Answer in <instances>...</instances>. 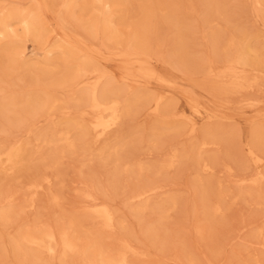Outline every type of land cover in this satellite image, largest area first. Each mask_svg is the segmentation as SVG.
Wrapping results in <instances>:
<instances>
[{"label":"rangeland","instance_id":"rangeland-1","mask_svg":"<svg viewBox=\"0 0 264 264\" xmlns=\"http://www.w3.org/2000/svg\"><path fill=\"white\" fill-rule=\"evenodd\" d=\"M67 1L0 0V18L33 11L45 28L34 38L11 20L15 35L0 38V99L41 93L57 100L27 127L4 131L0 121V145H25L16 164L0 167V217H8L0 218V264H86L97 250L126 264H264V142L255 140L264 135V2L102 0L100 8L98 0H75L69 11ZM109 17L112 41L88 29ZM135 34L145 37L146 54L133 45ZM179 41L185 61L175 56ZM240 48L247 64L237 67L236 88L202 72L205 64L223 72ZM10 55L16 69L7 67ZM84 63L89 72L81 76ZM66 76L74 83H63ZM87 82L119 90L122 100L142 96L94 144L75 141L72 100ZM67 126L74 150L52 160L55 146L35 135ZM167 200L173 206L164 212ZM217 202L219 212H208ZM94 204L113 214V226L95 217ZM42 231L57 235L54 254L48 241L17 249L20 234ZM61 232L77 252L63 257Z\"/></svg>","mask_w":264,"mask_h":264},{"label":"bare ground","instance_id":"bare-ground-1","mask_svg":"<svg viewBox=\"0 0 264 264\" xmlns=\"http://www.w3.org/2000/svg\"><path fill=\"white\" fill-rule=\"evenodd\" d=\"M262 1L264 2V0H262ZM67 2H69L67 4V10L71 11L73 8H75V6H76L75 0H69ZM113 2H115V0H109L108 4H110V3L113 4ZM97 3H98L100 8H101V6H103L102 0H98ZM111 7H112V5H111ZM98 11H99V9H98ZM11 20H14L17 23L22 25V32L25 35H30L34 38L37 37L38 35L40 36V34L42 35V32L45 31L44 23L38 19V17L33 13V11L24 12L23 10L18 11V9H16V10L12 9V11L10 10L9 13L7 12V15L0 18V38L8 39V38H11L12 36L15 35V33L12 32V29H10V27L12 25V24H10ZM111 23L112 22H111L110 17L103 19V21H101V22L93 21L91 24H89L90 26L88 29L91 31V33L96 32V30H100L102 32V35L105 37V39L107 41H112L114 39V33L115 32L113 33L112 30H110ZM140 35L141 34H137L136 36L133 37V39H132L133 45L139 46L138 49L143 54H146V52L148 50L146 39H145V37L140 36ZM62 41L65 44L64 46L68 47V49H73L75 47L73 45V42H71L67 39H64ZM234 42H235V40H230L227 43L226 48L228 49L231 46H233L235 44ZM80 43H81V41H80ZM63 48H64L63 46L58 47V49H63ZM76 51H77V49H76ZM91 51H93V50H91ZM67 53H68V55H70L71 52H67ZM93 53H94V51H93ZM82 54H84V53H82ZM87 54H89V53H87ZM17 55H19V54H17ZM71 55H73V54H71ZM90 56H92V55H90ZM175 56H177L180 59V61L186 60L185 58L187 55H186L185 46L181 41H179L177 44V49L175 50ZM4 57H5V55H4ZM245 58H246V56L244 54V51L242 48H240L235 53L234 57L228 56L225 58V61H224L225 65L223 66L224 67L223 72L219 73V71L215 70L212 66H210L208 64L207 65L205 64V66H203L202 72L207 76H211V77L217 76L218 79L219 78L226 79V80L230 81L231 85H233V88L234 87L236 88L238 86L239 80L241 79V76H240L241 74H239L240 71L239 72L237 71V67H238V65L244 66L247 64ZM6 59H7V67L9 69L12 70L13 68L14 69L17 68V66L13 67L14 64L17 65L15 63V62H17L15 58H13L12 56L11 57L7 56ZM47 67L45 68L46 71H48ZM81 67H83L81 69V76H84L89 72V70L87 68V63H84ZM20 68H21V66H20ZM125 68H127V67H125ZM128 70H131V69H128ZM141 70L143 72H145L144 68H142ZM146 72H147V70H146ZM58 82H59V80H58ZM244 82H245V80H244ZM63 83L73 84L74 79L66 76L65 79L63 80ZM78 84L79 83H77L76 85H78ZM111 84H113V83H111ZM40 94L39 95H28V96H24L22 98L13 96V97H8V98L3 97L5 99H2V100L0 99V121L4 127V131H8L10 128L27 127L32 123L34 118H36L42 114L50 115L55 110V105L57 103L56 98H54L53 96H50L49 94H47L46 96H42V94L40 96ZM141 98H142V96H140V95L136 96V94H135V97L133 98L132 101L127 100V99H129V97L125 100H122L121 92L119 90H114L110 86H102L101 87V86H99V84L97 82H94V83H88L87 82L86 87L83 89V91L79 90L76 94V97L72 100V104L75 106V108H77V111H78V118L76 121H74V128L76 130L75 141L79 142V143H81V142L83 143L85 140L88 139V141H91V143L94 144L103 138H107V136L109 134L110 135L112 134L111 132L116 131L118 126L123 123L125 118L130 116V114L132 112L131 111L132 110V108H131L132 102L134 103L135 101H137ZM145 99H146V97H145ZM148 103H150V102H148ZM160 109H162V108H160ZM166 110L167 109H165V111ZM159 113H160V111H159ZM85 117L88 118L87 119L88 122L82 123V121ZM68 126H67L66 131L64 133H61L60 130H58L56 127H53L51 129H49L46 133H37L35 135V137H36L35 140L46 141L48 144L55 146V148H56L55 151L52 153V155L50 154L52 160L58 159L57 155L62 153V152H65V151L71 152L74 150L75 145L70 140V137H69L70 127H68ZM211 137L213 138L214 136L212 135ZM215 137H216V135H215ZM255 140L258 143H263L264 142V135H262V134L259 135V133H256L255 134ZM85 143H87V142H85ZM127 146H128V144H127ZM24 147H25V145H9V144L0 145V167L6 166V165L16 164L17 161L19 160L20 156L22 155L23 151H24ZM199 147H201V143H200ZM254 151L256 152V150H254ZM117 157H119V156H116V158ZM118 159H116L117 162H118ZM104 160L105 159H103V161ZM171 162H170V165L172 164ZM204 168L207 171V169H206L207 165H201L199 162L196 163L197 171H200V170L204 171ZM137 171L140 173L142 171V168L137 166ZM116 174H117V171L113 174V177H114L113 179H115ZM260 176L262 177L263 175H259V178H261ZM44 180H46V179H44ZM37 186H39V184L34 185L35 188ZM143 194H145V193H139L136 197L137 198L141 197V196H143ZM201 196H202L203 202L208 201V199L205 197L206 196L205 190L201 191ZM220 199H221V195L219 194L217 200H220ZM171 206H173V201L167 200L165 202L164 212L167 210V207H171ZM93 208L95 210L94 211L95 217L97 219H99L105 227H110V226L114 225L113 214L107 208H105V207L99 208L97 204H94ZM209 208H210V206H209ZM208 212H210L211 214H215V213L219 212L218 202L216 204H214V206H212L208 210ZM1 216L2 217H0V218L3 219V221H4V219L8 218L5 215L4 216L1 215ZM71 226H76V222H75V224H74V222H72ZM58 236H59V240L61 241V248L63 250V257H65L66 254L69 252L70 253L77 252V247H76L75 241L71 240L65 232H61ZM57 239H58L57 235L53 234L51 232H43L42 231V232H37V233H32V232L31 233H22L19 235L15 244H16L17 249H20L22 245H27L30 247H36V248L41 249V248H43V244L46 241H48L49 246L46 247V245H45V247H46L45 250L48 253L54 254L56 252L55 243L58 242ZM86 251L87 250L85 249V250H83L82 253L86 255ZM103 254L99 250H97L93 253V256L95 259L99 258V260H98L99 264H126L125 259L122 255H119L117 257H109V256H106ZM91 258H93V257H91ZM95 259H93V260H95ZM93 260L87 262L86 264H93V262H92ZM189 261L192 262V260H189Z\"/></svg>","mask_w":264,"mask_h":264}]
</instances>
